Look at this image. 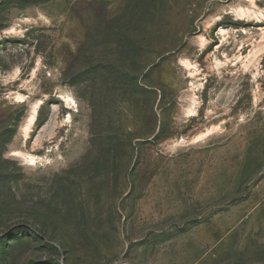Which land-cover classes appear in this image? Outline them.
<instances>
[{
    "label": "rangeland",
    "instance_id": "rangeland-1",
    "mask_svg": "<svg viewBox=\"0 0 264 264\" xmlns=\"http://www.w3.org/2000/svg\"><path fill=\"white\" fill-rule=\"evenodd\" d=\"M0 264H264V0H0Z\"/></svg>",
    "mask_w": 264,
    "mask_h": 264
},
{
    "label": "bare ground",
    "instance_id": "bare-ground-1",
    "mask_svg": "<svg viewBox=\"0 0 264 264\" xmlns=\"http://www.w3.org/2000/svg\"><path fill=\"white\" fill-rule=\"evenodd\" d=\"M64 98H65L66 101H68V102L70 101L69 96L65 95ZM38 108H39V105H38V104H36V105L33 107L32 115H31V117H30L29 122L27 123V125H26V127H25L26 132L30 129L31 125H32V124L35 122V120H36V117H37V114H38ZM28 158H29V157H28ZM36 159H37V158H36L35 156H30V161H31V162L36 161Z\"/></svg>",
    "mask_w": 264,
    "mask_h": 264
}]
</instances>
